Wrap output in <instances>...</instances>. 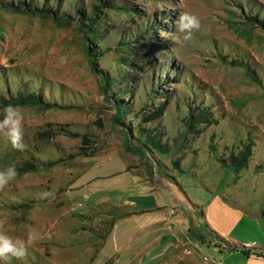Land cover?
Segmentation results:
<instances>
[{"label": "rangeland", "instance_id": "rangeland-1", "mask_svg": "<svg viewBox=\"0 0 264 264\" xmlns=\"http://www.w3.org/2000/svg\"><path fill=\"white\" fill-rule=\"evenodd\" d=\"M9 104L12 264H264V0H0V119ZM132 205L168 206L177 240H119Z\"/></svg>", "mask_w": 264, "mask_h": 264}, {"label": "clouds", "instance_id": "clouds-1", "mask_svg": "<svg viewBox=\"0 0 264 264\" xmlns=\"http://www.w3.org/2000/svg\"><path fill=\"white\" fill-rule=\"evenodd\" d=\"M200 20L194 14L183 12L178 18V30L185 33V38H189L193 30L199 29ZM3 118L0 119V132L8 139L14 149L23 151L25 135L23 121L24 113L22 109L11 104L2 110ZM15 165H8L0 168V188H3L10 181L17 177ZM36 234H30L29 241H34ZM28 254V248L24 241L13 240L9 235L0 232V264H12L14 259L21 260Z\"/></svg>", "mask_w": 264, "mask_h": 264}, {"label": "crops", "instance_id": "crops-1", "mask_svg": "<svg viewBox=\"0 0 264 264\" xmlns=\"http://www.w3.org/2000/svg\"><path fill=\"white\" fill-rule=\"evenodd\" d=\"M150 180L152 182L151 185L146 184L147 180L143 179V183L138 185L135 184V187L139 189L140 197L145 198H153L155 195V192L161 189L163 186L164 180L160 177H150ZM126 182V180H125ZM132 182V181H131ZM130 182V183H131ZM168 207V206H167ZM165 206L159 205L157 206H133L131 210L133 211V215H127L124 217H120V219L124 218V229H127L129 234L124 237V232L121 234V236L118 238L119 240H131V237H136L138 239H143L145 242L143 243L144 248L142 251L147 252L146 245H149L151 243H154L156 246L160 245L163 240H177L174 234H168L165 236V231L172 229V227H169L171 217L169 216V210ZM125 210V209H124ZM136 218L137 223L135 222V226H129L127 221L128 219ZM117 223L113 226L114 228L117 227ZM134 227V228H132ZM115 229H113L110 232V235H113L115 233ZM183 234V232H181ZM186 238L183 237L181 240H185Z\"/></svg>", "mask_w": 264, "mask_h": 264}, {"label": "trees", "instance_id": "trees-1", "mask_svg": "<svg viewBox=\"0 0 264 264\" xmlns=\"http://www.w3.org/2000/svg\"><path fill=\"white\" fill-rule=\"evenodd\" d=\"M97 35V34H96ZM95 35V36H96ZM92 37V38H88V40H89V42L91 43V44H94L95 43V41H97L98 40V38H96V37ZM98 36V35H97Z\"/></svg>", "mask_w": 264, "mask_h": 264}]
</instances>
